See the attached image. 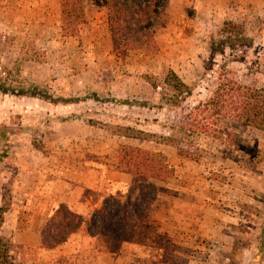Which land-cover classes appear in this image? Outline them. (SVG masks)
Here are the masks:
<instances>
[{
	"label": "rangeland",
	"instance_id": "obj_1",
	"mask_svg": "<svg viewBox=\"0 0 264 264\" xmlns=\"http://www.w3.org/2000/svg\"><path fill=\"white\" fill-rule=\"evenodd\" d=\"M60 17L59 0H0V236L25 264H264V131L236 124L233 147L174 126L211 95L218 63L206 67L225 22L245 44L217 60L264 88V0H168L153 44L132 48L119 45L103 8L87 2L72 37ZM168 70L191 89L180 106ZM129 148L166 166L149 224L171 239V261L157 246L114 252L82 231L44 248L41 228L60 203L88 218L126 191L119 155Z\"/></svg>",
	"mask_w": 264,
	"mask_h": 264
},
{
	"label": "trees",
	"instance_id": "obj_2",
	"mask_svg": "<svg viewBox=\"0 0 264 264\" xmlns=\"http://www.w3.org/2000/svg\"><path fill=\"white\" fill-rule=\"evenodd\" d=\"M87 2L105 10L108 29L118 36L123 48L152 45L155 33L166 24L168 0H59L61 29L65 36L77 35L85 19ZM221 30L223 38L211 43L206 67L207 71H212L218 63L211 95L193 107V112L182 114L174 126L181 132L235 147L238 146L236 124L264 131V88L244 83L229 61L217 60L218 53L225 52L226 47L229 58L236 59L237 50L245 44L236 24L225 22ZM164 83L173 95L170 103L174 106H180L191 95L190 87L172 70L167 71ZM179 151L185 157L198 159L188 149L179 148ZM119 157L131 177L126 191L107 195L88 218L60 203L41 228L44 248L53 249L66 242L71 234L82 231L89 237L107 238L114 252L126 242L157 246L163 250L161 259L171 261V239L154 231L149 224L153 204L161 191L157 181L166 178V166L142 148H129ZM259 237L257 254L262 255L264 223ZM20 258L13 243L0 236V264H25Z\"/></svg>",
	"mask_w": 264,
	"mask_h": 264
},
{
	"label": "crops",
	"instance_id": "obj_3",
	"mask_svg": "<svg viewBox=\"0 0 264 264\" xmlns=\"http://www.w3.org/2000/svg\"><path fill=\"white\" fill-rule=\"evenodd\" d=\"M88 239L91 241V240L98 239V237H88ZM69 240H70V239H69Z\"/></svg>",
	"mask_w": 264,
	"mask_h": 264
}]
</instances>
